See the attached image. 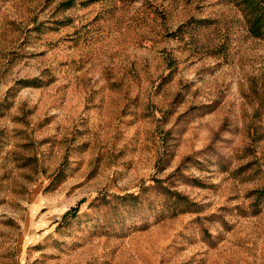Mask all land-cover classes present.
<instances>
[{
    "label": "rangeland",
    "instance_id": "obj_1",
    "mask_svg": "<svg viewBox=\"0 0 264 264\" xmlns=\"http://www.w3.org/2000/svg\"><path fill=\"white\" fill-rule=\"evenodd\" d=\"M238 2L0 0V264H264Z\"/></svg>",
    "mask_w": 264,
    "mask_h": 264
},
{
    "label": "trees",
    "instance_id": "obj_2",
    "mask_svg": "<svg viewBox=\"0 0 264 264\" xmlns=\"http://www.w3.org/2000/svg\"><path fill=\"white\" fill-rule=\"evenodd\" d=\"M238 3L245 12L249 32L264 38V0H239Z\"/></svg>",
    "mask_w": 264,
    "mask_h": 264
}]
</instances>
